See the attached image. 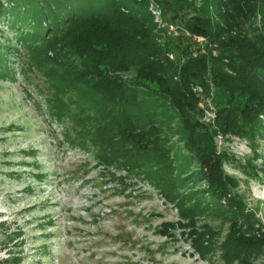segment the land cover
Instances as JSON below:
<instances>
[{
    "label": "trees",
    "instance_id": "obj_1",
    "mask_svg": "<svg viewBox=\"0 0 264 264\" xmlns=\"http://www.w3.org/2000/svg\"><path fill=\"white\" fill-rule=\"evenodd\" d=\"M213 3L220 17L215 24L203 7L181 18L187 38L216 42L214 48L207 42L204 52L157 28L148 0H0V19L16 31L29 67L48 81L52 114L71 115L80 126L77 143L86 147L81 136L87 137L100 162L124 168L173 203L180 218L162 222L164 234L187 228L201 258L218 250L223 264H253L264 253V224L239 192V179L223 169L229 155L214 137H245L254 158L260 155L264 0ZM180 8H169L172 19ZM11 47L19 51L0 46L2 78H13L4 55ZM132 67L130 82L121 73ZM209 80L214 127L201 121L200 96L192 90L193 84L208 87ZM170 132L179 135L185 152L172 149ZM250 163L251 175L258 178L260 171L264 177V161ZM201 216L228 222L221 240L213 224H197Z\"/></svg>",
    "mask_w": 264,
    "mask_h": 264
},
{
    "label": "rangeland",
    "instance_id": "obj_2",
    "mask_svg": "<svg viewBox=\"0 0 264 264\" xmlns=\"http://www.w3.org/2000/svg\"><path fill=\"white\" fill-rule=\"evenodd\" d=\"M148 1L157 28L173 31L202 52L207 42L217 45L201 36L187 38L181 21L203 7L215 24L220 17L213 0H163L165 9L158 0ZM171 6L181 7L173 19ZM9 44L19 51L11 47L4 54L13 78L0 77V264H223L218 250L208 260L201 258L187 228H175L171 235L161 231L162 222L180 218L173 203L124 168L100 162L87 137L81 136L86 147L77 143L80 126L71 115L52 114L48 81L29 67L16 31L1 18L0 46ZM121 75L131 82L136 70ZM192 90L200 96L201 121L214 127L211 80L208 87L193 84ZM169 138L173 150L185 152L177 133ZM214 140L229 155L223 169L239 179V192L264 224V177L260 171L253 177L250 168L252 161L263 163L264 140L258 141L257 158L245 137L218 132ZM204 222L223 238L228 222L201 216L197 224ZM263 262L264 253L253 264Z\"/></svg>",
    "mask_w": 264,
    "mask_h": 264
}]
</instances>
